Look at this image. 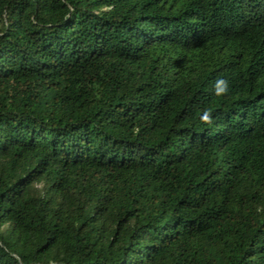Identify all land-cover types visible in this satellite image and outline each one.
<instances>
[{
    "label": "trees",
    "instance_id": "16d2710c",
    "mask_svg": "<svg viewBox=\"0 0 264 264\" xmlns=\"http://www.w3.org/2000/svg\"><path fill=\"white\" fill-rule=\"evenodd\" d=\"M0 264H264V0H0Z\"/></svg>",
    "mask_w": 264,
    "mask_h": 264
}]
</instances>
